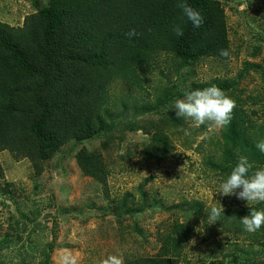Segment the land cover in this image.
I'll return each mask as SVG.
<instances>
[{
  "label": "rangeland",
  "instance_id": "rangeland-1",
  "mask_svg": "<svg viewBox=\"0 0 264 264\" xmlns=\"http://www.w3.org/2000/svg\"><path fill=\"white\" fill-rule=\"evenodd\" d=\"M52 1L0 0V23L22 27ZM216 1L225 15L229 58L184 65L162 53L148 75L155 92L146 86L151 94L146 96L113 82L102 115L106 128L90 139L70 140L36 164L0 152V264H101L116 254L125 264L132 256L153 257L161 246L159 235L175 220L199 221L179 264L264 262L263 239L252 241L250 233L235 231L223 217L209 225L208 210L217 202L224 210L247 203L216 194L220 173L205 168L197 153L184 151L180 143L186 136L174 135L170 127L174 100L211 85L246 112L248 128H243L264 122V0ZM158 126L176 147L160 161L145 154ZM206 128L198 140L207 137L210 150V140L222 141L226 129ZM84 152L102 161L105 185L82 170ZM234 153L237 161L239 149ZM190 202L201 204L200 218L190 211Z\"/></svg>",
  "mask_w": 264,
  "mask_h": 264
},
{
  "label": "trees",
  "instance_id": "trees-1",
  "mask_svg": "<svg viewBox=\"0 0 264 264\" xmlns=\"http://www.w3.org/2000/svg\"><path fill=\"white\" fill-rule=\"evenodd\" d=\"M179 2L53 0L46 9L28 16L22 27L0 23V152L8 150L15 158H27L36 164L50 159L70 140L90 139L106 128L102 115L109 105L113 82H124L151 96L146 88L152 87L149 71L154 57L162 53L177 57L184 65L200 58L226 60L219 55L221 49L230 52L219 2L187 0L202 15L199 28H193L183 17ZM177 25L183 29L181 37L173 31ZM131 30L136 33L134 37L128 35ZM122 102L126 105L125 100ZM246 115L235 106L222 141L210 140V150L205 147L207 137L198 140L207 130L205 126L190 127L173 111L170 127L174 135L186 136L180 147L200 155L205 168L220 173V180L236 163L235 148L239 157L247 156L254 168L264 166V153L255 146L264 140V122L247 129ZM161 127L147 146L148 159L160 161L176 150ZM79 158L84 173L105 185L102 161L86 152ZM260 207L264 205L229 207L223 220L243 232L239 219ZM189 208L194 217L202 216L200 203L190 202ZM198 222L173 221L159 235L161 246L155 256H132L125 264H179L185 244L196 235ZM250 239L264 240V227L250 233Z\"/></svg>",
  "mask_w": 264,
  "mask_h": 264
},
{
  "label": "clouds",
  "instance_id": "clouds-1",
  "mask_svg": "<svg viewBox=\"0 0 264 264\" xmlns=\"http://www.w3.org/2000/svg\"><path fill=\"white\" fill-rule=\"evenodd\" d=\"M177 7L193 28L201 26L203 22L201 13L190 6L187 0H180ZM173 31L177 37L184 35L179 25L175 26ZM128 35L134 37L136 33L131 30ZM219 55L229 58L230 52L221 49ZM235 106V101L222 89L211 85L185 91L182 98L174 100L170 110H174L177 119H182L190 127L222 128L231 122ZM255 146L259 152L264 153V140L257 142ZM216 194L221 197L234 196L238 200L246 201L247 207L255 204L264 205V166L254 168L247 156L239 157L227 176L218 181ZM217 205L208 210L209 225L225 217L223 206L218 202ZM239 221L245 232L259 231L264 227V207L251 209L249 214ZM72 264L75 262L73 261ZM101 264H123V258L119 254L108 255Z\"/></svg>",
  "mask_w": 264,
  "mask_h": 264
}]
</instances>
